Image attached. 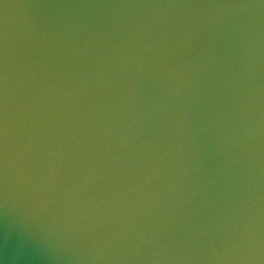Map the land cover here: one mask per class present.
<instances>
[{"label": "water", "instance_id": "obj_1", "mask_svg": "<svg viewBox=\"0 0 264 264\" xmlns=\"http://www.w3.org/2000/svg\"><path fill=\"white\" fill-rule=\"evenodd\" d=\"M0 264H264V0H0Z\"/></svg>", "mask_w": 264, "mask_h": 264}]
</instances>
